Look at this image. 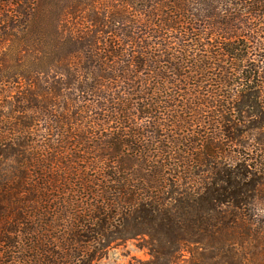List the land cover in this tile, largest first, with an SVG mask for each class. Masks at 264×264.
I'll list each match as a JSON object with an SVG mask.
<instances>
[{
  "label": "trees",
  "instance_id": "obj_1",
  "mask_svg": "<svg viewBox=\"0 0 264 264\" xmlns=\"http://www.w3.org/2000/svg\"><path fill=\"white\" fill-rule=\"evenodd\" d=\"M264 0H0V264H264Z\"/></svg>",
  "mask_w": 264,
  "mask_h": 264
},
{
  "label": "rangeland",
  "instance_id": "obj_2",
  "mask_svg": "<svg viewBox=\"0 0 264 264\" xmlns=\"http://www.w3.org/2000/svg\"><path fill=\"white\" fill-rule=\"evenodd\" d=\"M258 213L264 216V191L256 200ZM191 246L185 247L182 252L177 255L172 264H186L190 256ZM149 258V252L145 246L143 239H128L119 245L110 247L104 255L95 259L91 264H135L137 260Z\"/></svg>",
  "mask_w": 264,
  "mask_h": 264
}]
</instances>
